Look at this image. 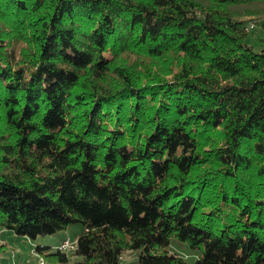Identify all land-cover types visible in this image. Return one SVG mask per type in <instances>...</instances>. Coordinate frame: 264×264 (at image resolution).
Here are the masks:
<instances>
[{
    "label": "trees",
    "instance_id": "1",
    "mask_svg": "<svg viewBox=\"0 0 264 264\" xmlns=\"http://www.w3.org/2000/svg\"><path fill=\"white\" fill-rule=\"evenodd\" d=\"M252 21L264 0H0V232L82 224L35 248L58 264H191L174 238L264 264Z\"/></svg>",
    "mask_w": 264,
    "mask_h": 264
},
{
    "label": "rangeland",
    "instance_id": "2",
    "mask_svg": "<svg viewBox=\"0 0 264 264\" xmlns=\"http://www.w3.org/2000/svg\"><path fill=\"white\" fill-rule=\"evenodd\" d=\"M250 29L247 41L252 44L255 51H260L261 41L264 38V28L260 25L256 27L254 25ZM81 230L82 224L75 223L56 234L38 236L36 239H32L28 236L18 235L12 230L5 229L0 232V245H3L0 248V264H39V257L34 251L37 245H50L52 249H55V243L64 237L70 238L73 243V246L67 248V250H74L77 235ZM170 250L179 252L191 264L195 260V250H192L187 243L178 241L175 238L171 242ZM43 257L46 264H58L57 262L50 261L46 256Z\"/></svg>",
    "mask_w": 264,
    "mask_h": 264
},
{
    "label": "bare ground",
    "instance_id": "3",
    "mask_svg": "<svg viewBox=\"0 0 264 264\" xmlns=\"http://www.w3.org/2000/svg\"><path fill=\"white\" fill-rule=\"evenodd\" d=\"M255 21V20H254ZM254 21H252L253 23H255ZM253 26L254 25H249V28H253ZM66 239H68V238H66ZM71 246H73V243L71 242ZM59 248L60 249H64V250H66L67 248H69V246H63V244H60V246H59ZM42 256V255H41ZM40 263L39 264H45V261H44V259L42 258V257H40Z\"/></svg>",
    "mask_w": 264,
    "mask_h": 264
},
{
    "label": "built area",
    "instance_id": "4",
    "mask_svg": "<svg viewBox=\"0 0 264 264\" xmlns=\"http://www.w3.org/2000/svg\"><path fill=\"white\" fill-rule=\"evenodd\" d=\"M249 25H255V23H249ZM71 239L68 238V239H63L61 241V244H63V246H69V248L71 247Z\"/></svg>",
    "mask_w": 264,
    "mask_h": 264
}]
</instances>
